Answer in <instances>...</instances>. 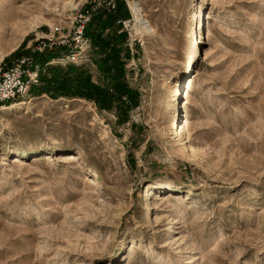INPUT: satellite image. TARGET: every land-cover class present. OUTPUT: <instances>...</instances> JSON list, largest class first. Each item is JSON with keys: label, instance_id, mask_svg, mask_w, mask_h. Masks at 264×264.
Wrapping results in <instances>:
<instances>
[{"label": "rangeland", "instance_id": "rangeland-1", "mask_svg": "<svg viewBox=\"0 0 264 264\" xmlns=\"http://www.w3.org/2000/svg\"><path fill=\"white\" fill-rule=\"evenodd\" d=\"M89 1L0 0V68L48 50ZM123 1V121L35 91L0 104V264H264V0ZM106 54L90 43L42 76L75 67L102 86Z\"/></svg>", "mask_w": 264, "mask_h": 264}, {"label": "trees", "instance_id": "trees-1", "mask_svg": "<svg viewBox=\"0 0 264 264\" xmlns=\"http://www.w3.org/2000/svg\"><path fill=\"white\" fill-rule=\"evenodd\" d=\"M90 8L91 4L88 3L82 10ZM128 18L129 13L124 1L115 0V7L110 11L97 8L92 12L90 21L85 27L84 36L93 45H99L104 52H108L105 58L98 63L102 74V86L93 83L88 73L81 69L55 67L49 69L48 75L40 77L41 85L35 89V92L93 101L98 110L115 109L118 113V120L123 121L127 112L136 106V95L125 83L123 66L117 57L119 51L115 49L117 40L126 39L125 33H118L120 27L117 22ZM92 27H94L93 32L90 31ZM104 30L111 31V35L103 38ZM62 52V48L54 47L51 50L36 53L34 59L38 63L44 64L58 55H62ZM17 54L18 51L11 56Z\"/></svg>", "mask_w": 264, "mask_h": 264}, {"label": "built area", "instance_id": "built-area-1", "mask_svg": "<svg viewBox=\"0 0 264 264\" xmlns=\"http://www.w3.org/2000/svg\"><path fill=\"white\" fill-rule=\"evenodd\" d=\"M89 3L91 4L90 9L79 10L75 13L67 35L56 40L50 39L49 50L52 47L62 48L63 50L60 58L53 61L52 64H58L62 67L80 64L85 59V53L91 43L84 36V31L90 21L92 12L97 8L110 11L115 7V0H90ZM130 22V19L118 21L119 33L127 31ZM42 50L44 49H39V52ZM43 73L42 65L37 63L32 56L15 60L9 68H0V104L26 99L40 86V77Z\"/></svg>", "mask_w": 264, "mask_h": 264}, {"label": "bare ground", "instance_id": "bare-ground-1", "mask_svg": "<svg viewBox=\"0 0 264 264\" xmlns=\"http://www.w3.org/2000/svg\"><path fill=\"white\" fill-rule=\"evenodd\" d=\"M132 15L135 16L136 20L139 22V25L140 27L142 28V31L143 29L145 31H147L149 28L147 25H144L143 22H141L143 20V15H142V12H141V9L139 8V5L137 2H134L131 4V9H130ZM210 16L207 15L206 16V32H205V35H206V39L209 40L210 39V36H211V29H210V23H209V20H210ZM146 23V22H145ZM150 30V29H149ZM149 32V31H148ZM191 70L190 68V62L187 63L186 67H185V71L186 73L189 72ZM193 81L192 80H189L186 84V87L184 89V91L182 92L181 94V101L183 102V105H182V108H186V106L189 104L190 102V99H191V95H192V92L194 90V86H193ZM79 100V99H78ZM4 109V108H3ZM186 126V121L183 122V125L180 127L179 131L177 132V128L178 126L176 127V130H175V133L174 134H177L178 137L181 139L183 138L182 134H183V130H184V127ZM72 158H67L66 160H71ZM153 196V195H152ZM156 196H154L155 198ZM170 197V196H169Z\"/></svg>", "mask_w": 264, "mask_h": 264}]
</instances>
